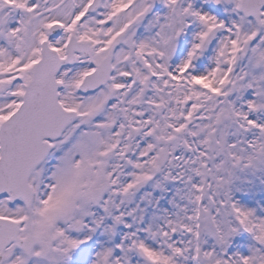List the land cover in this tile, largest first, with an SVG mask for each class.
<instances>
[{
  "label": "snow or ice",
  "instance_id": "1",
  "mask_svg": "<svg viewBox=\"0 0 264 264\" xmlns=\"http://www.w3.org/2000/svg\"><path fill=\"white\" fill-rule=\"evenodd\" d=\"M0 264H264V0H0Z\"/></svg>",
  "mask_w": 264,
  "mask_h": 264
}]
</instances>
